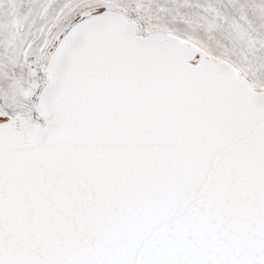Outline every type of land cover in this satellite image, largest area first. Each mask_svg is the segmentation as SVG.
I'll return each mask as SVG.
<instances>
[{
  "label": "snow or ice",
  "instance_id": "6c2138e0",
  "mask_svg": "<svg viewBox=\"0 0 264 264\" xmlns=\"http://www.w3.org/2000/svg\"><path fill=\"white\" fill-rule=\"evenodd\" d=\"M0 264H264V0H0Z\"/></svg>",
  "mask_w": 264,
  "mask_h": 264
}]
</instances>
